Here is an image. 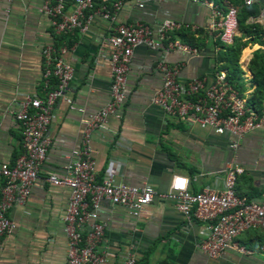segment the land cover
Wrapping results in <instances>:
<instances>
[{"label":"crops","instance_id":"obj_1","mask_svg":"<svg viewBox=\"0 0 264 264\" xmlns=\"http://www.w3.org/2000/svg\"><path fill=\"white\" fill-rule=\"evenodd\" d=\"M226 1L231 4L233 0L150 1L138 8L128 0L118 10L116 19L156 25L167 18L190 24L188 31L193 35L195 52L172 50L164 58L170 64H180L179 81L200 76L210 81L213 73L223 66L225 52L215 37L216 31L210 27V19L213 7L221 10ZM39 4L40 0H0V160L13 163L22 153L20 128L8 110L15 108L12 100L21 99L23 94L43 95L42 45L65 44L70 48L65 59L71 60L73 77L66 95L83 112L56 101L46 129L49 143L39 178L24 203L8 211L14 228L0 240V264H63L66 244L61 218L68 189L52 186L45 178L48 174L64 175L65 155L79 146L81 120L109 99L106 38L113 32V23L94 16L84 32L74 30L56 35L46 16L38 11ZM250 4L258 10L264 8V0H251ZM249 18L246 22L255 23L258 30L264 29L262 18L253 21ZM172 33V38L181 41L180 36ZM235 36L240 42L246 41L237 64L242 94L247 97L255 87L248 61L255 49L264 50V46L239 30ZM161 55L162 52L144 46L133 49L126 71V96L117 116L108 115L106 129L91 134L95 180L110 175L115 184L137 186L146 182L156 191L165 192L171 177L181 175L188 180V190L195 192L219 181L224 166L232 160L243 167L236 182L237 192L248 197L264 192V130L245 133L233 150L228 147L229 134H216L166 116L150 102L152 93L161 84L156 68ZM100 206V217L105 221L100 247L110 252L109 264H120L127 251L134 254L135 264L264 263V251L244 255L227 249L216 258L204 255L197 248L201 224L185 220L170 200L154 197L139 217L106 200H101ZM236 240L254 249L264 242V234L246 230Z\"/></svg>","mask_w":264,"mask_h":264},{"label":"built area","instance_id":"obj_2","mask_svg":"<svg viewBox=\"0 0 264 264\" xmlns=\"http://www.w3.org/2000/svg\"><path fill=\"white\" fill-rule=\"evenodd\" d=\"M126 1L69 0L67 3V0H40L38 6V11L46 16L56 35L74 30L84 32L94 16L113 23V32L106 38L109 46V99L81 120L79 146L65 155L64 175L48 174L45 178L52 186L68 189L61 218L66 244L63 264H109L110 252L100 247L105 229V221L100 217L101 200L121 206L133 217H139L154 197L170 200L185 220L201 224L197 248L210 258L220 256L227 249L244 255L263 252L264 242L252 249L236 240L246 230L264 234V192L252 197L237 192V178L243 173V167L237 162L228 161L219 181L204 185L195 192H190L187 185L184 189L172 187L176 177L185 178L181 175L171 177L165 192L156 191L146 182L137 186L115 184L110 175H104L98 182L95 180L91 134L106 129L108 115L117 116L126 96L127 65L137 46L162 52L156 62L161 84L152 93L150 102L159 106L169 118L210 129L216 134L227 133L231 137L228 147L233 150L245 133L264 130V102L258 109L250 107L246 97L239 95L227 82L224 70H216L210 81L204 76L178 80L180 64L168 63L164 54L172 50L195 52L193 47L171 37L173 31L190 28V24L167 18L156 25L139 20L117 21L116 14ZM150 1L164 0H132V4L141 8ZM236 1L244 5L251 3V0ZM207 4L212 5L211 2ZM236 9L226 1L224 11L215 6L212 10L210 27L216 31L215 37L226 45L232 42L236 33ZM258 18L264 20V8L249 20ZM69 49L65 44L58 47L49 43L42 45L43 95L23 94L21 99L12 100L15 108L8 110L20 128L22 153L13 163L0 160V240L14 228L8 216L9 209L24 203L39 178L40 165L49 143L46 129L56 101H63L69 109L83 112V108L76 106L66 95L73 77L71 60L65 59ZM120 264H135L134 254L127 251Z\"/></svg>","mask_w":264,"mask_h":264},{"label":"trees","instance_id":"obj_3","mask_svg":"<svg viewBox=\"0 0 264 264\" xmlns=\"http://www.w3.org/2000/svg\"><path fill=\"white\" fill-rule=\"evenodd\" d=\"M233 6L237 9L236 12V31L239 30L247 37H251V41L258 42V44L264 46V38L262 34L264 29L258 30L256 24L252 22H246V18L256 16L258 9L255 6L244 5L236 0L232 1ZM220 9L224 11V7L220 6ZM189 28H180L173 31L172 34H177L180 36V40L190 47H194L193 35L190 33ZM219 41V40H218ZM220 42V41H219ZM224 46V58L221 68L226 69L225 77L227 82L237 91L239 95H242V84L240 81L241 70L238 67L237 59L240 53V50L246 45V41L240 42L237 37L234 35L232 42L230 44H223ZM248 70L251 73V81L254 83L255 87L252 92L246 97V103L254 108L258 109L260 103L264 100V50L257 48L252 52V56L248 61ZM218 70V69H217Z\"/></svg>","mask_w":264,"mask_h":264},{"label":"clouds","instance_id":"obj_4","mask_svg":"<svg viewBox=\"0 0 264 264\" xmlns=\"http://www.w3.org/2000/svg\"><path fill=\"white\" fill-rule=\"evenodd\" d=\"M187 183H188V181L186 178L176 177L174 179L172 187H174L175 189H184L186 187Z\"/></svg>","mask_w":264,"mask_h":264},{"label":"bare ground","instance_id":"obj_5","mask_svg":"<svg viewBox=\"0 0 264 264\" xmlns=\"http://www.w3.org/2000/svg\"><path fill=\"white\" fill-rule=\"evenodd\" d=\"M232 4V3H231ZM233 5V4H232Z\"/></svg>","mask_w":264,"mask_h":264},{"label":"rangeland","instance_id":"obj_6","mask_svg":"<svg viewBox=\"0 0 264 264\" xmlns=\"http://www.w3.org/2000/svg\"><path fill=\"white\" fill-rule=\"evenodd\" d=\"M238 38V37H237Z\"/></svg>","mask_w":264,"mask_h":264}]
</instances>
